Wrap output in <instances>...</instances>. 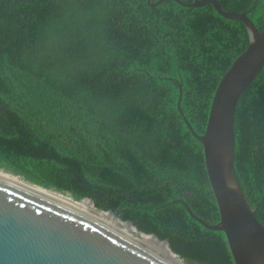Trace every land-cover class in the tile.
<instances>
[{"label": "trees", "instance_id": "trees-1", "mask_svg": "<svg viewBox=\"0 0 264 264\" xmlns=\"http://www.w3.org/2000/svg\"><path fill=\"white\" fill-rule=\"evenodd\" d=\"M216 1L264 28V0ZM246 46L241 22L209 4L0 0V172L109 211L185 264H233L223 234L184 208L217 222L183 120L203 133L219 78ZM232 134L237 184L264 228V66L235 104Z\"/></svg>", "mask_w": 264, "mask_h": 264}, {"label": "water", "instance_id": "water-1", "mask_svg": "<svg viewBox=\"0 0 264 264\" xmlns=\"http://www.w3.org/2000/svg\"><path fill=\"white\" fill-rule=\"evenodd\" d=\"M159 1L146 3L153 7ZM174 1L187 7L209 4L219 16L240 21L247 39L245 50L219 78L203 133L196 135L183 120L201 146L217 222L207 225L183 204L184 208L202 227L223 234L233 264H264V228L243 196L232 164L233 111L240 94L264 66V28L258 31L245 13L222 11L216 0ZM56 195L62 194L0 172V264H185L156 253ZM173 202L182 203L179 199L169 203ZM159 241L167 245L165 240Z\"/></svg>", "mask_w": 264, "mask_h": 264}, {"label": "bare ground", "instance_id": "bare-ground-1", "mask_svg": "<svg viewBox=\"0 0 264 264\" xmlns=\"http://www.w3.org/2000/svg\"><path fill=\"white\" fill-rule=\"evenodd\" d=\"M56 196H57L59 199H61V200H63V201H66V202H68V203L74 205L75 207L81 209L82 211L88 213L89 215L95 217L96 219H98V220L102 221L103 223L109 225L110 227L116 229L117 231L123 233L124 235H126V236H128V237H130V238H137V239L140 241V244H142V245L148 247L149 249L155 251L156 253L161 254V255H163V256H166V257H168V258H171V259H173V260H176V261H178V262H181V261H179L174 255L168 253V250H167V248H166L165 245H159V246H160V247H164V248L166 249L168 255L165 254V253H164L163 251H161L160 249L155 248V247H154L151 243H149L148 241H146V240L140 238V237H142V236H144V235H140V236H138V235H136V232H134L135 230H134L133 228H129V226H127V225H125V224H120L117 220H115V219L113 218V216H112L111 214H109V213L102 214V213H99V212L95 211L94 209H91V208H90V210H92V212H91V211L85 209L84 207L80 206V205H82V204H80V203H77V202L74 203L71 199L66 198V197H63V196H60V195H56ZM103 216H108V217H110V219H111L113 222H115L117 225H116L115 223H113V222L107 220V219L104 218ZM122 227H126V228H128L129 230H131V231H132V229H133V230H134V231H133L134 234L131 233L130 231H128V230L122 228ZM145 237H149V236H145ZM149 238H151V237H149ZM151 239H153V238H151ZM153 240H154V239H153ZM145 241L148 242L149 244L145 243ZM154 242H155V244H157L155 240H154ZM171 256L174 257L175 259L172 258ZM181 263H182V262H181Z\"/></svg>", "mask_w": 264, "mask_h": 264}, {"label": "rangeland", "instance_id": "rangeland-1", "mask_svg": "<svg viewBox=\"0 0 264 264\" xmlns=\"http://www.w3.org/2000/svg\"><path fill=\"white\" fill-rule=\"evenodd\" d=\"M89 200V199H88ZM84 205H86V204H84ZM92 208H93V206H92ZM94 209V208H93ZM95 210V209H94ZM97 211V210H96ZM133 230V229H132ZM134 231V230H133ZM135 232V231H134ZM138 234V233H137Z\"/></svg>", "mask_w": 264, "mask_h": 264}]
</instances>
